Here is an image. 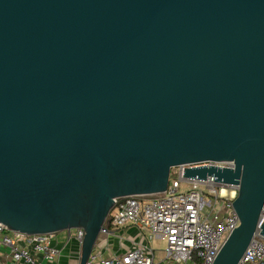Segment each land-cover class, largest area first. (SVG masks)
I'll list each match as a JSON object with an SVG mask.
<instances>
[{
	"label": "water",
	"instance_id": "1",
	"mask_svg": "<svg viewBox=\"0 0 264 264\" xmlns=\"http://www.w3.org/2000/svg\"><path fill=\"white\" fill-rule=\"evenodd\" d=\"M203 160L233 163L183 176L238 186L212 263L237 264L264 209V0H0V223L81 227L85 264L115 198Z\"/></svg>",
	"mask_w": 264,
	"mask_h": 264
},
{
	"label": "built area",
	"instance_id": "2",
	"mask_svg": "<svg viewBox=\"0 0 264 264\" xmlns=\"http://www.w3.org/2000/svg\"><path fill=\"white\" fill-rule=\"evenodd\" d=\"M210 165L233 167L231 162L218 160L182 163L171 167L172 177L163 192L115 198L99 236L116 237L118 230L135 226L145 232L147 242H132L124 249L105 255L106 244L95 250L100 242L98 238L85 264H212L225 239L239 224V218L233 207L237 185L215 181L213 175H206L204 179L183 176V168ZM263 220L264 209L237 264L264 263V236L259 233ZM74 229L81 247L83 228ZM55 233L27 234L0 223V246H7L9 264H42L41 260L52 263L60 252L53 242ZM150 239L164 242L160 261L155 259V249L148 243Z\"/></svg>",
	"mask_w": 264,
	"mask_h": 264
},
{
	"label": "crops",
	"instance_id": "3",
	"mask_svg": "<svg viewBox=\"0 0 264 264\" xmlns=\"http://www.w3.org/2000/svg\"><path fill=\"white\" fill-rule=\"evenodd\" d=\"M75 229H64L57 231L54 236V243L59 248V256L52 263H47L41 260L42 264H78L80 257V244L75 238ZM99 244L95 247V250L102 249L105 244L107 245V251L105 255H109L119 249L128 247L132 242L146 243L145 232L137 229L135 226H127L122 230L117 231L116 237H107L105 235L99 236ZM150 245V241L148 242ZM21 245V244H20ZM40 260V257L37 256ZM10 256L8 254L7 246H0V264H9ZM17 264H23L19 262Z\"/></svg>",
	"mask_w": 264,
	"mask_h": 264
},
{
	"label": "rangeland",
	"instance_id": "4",
	"mask_svg": "<svg viewBox=\"0 0 264 264\" xmlns=\"http://www.w3.org/2000/svg\"><path fill=\"white\" fill-rule=\"evenodd\" d=\"M172 177V173L169 174V178ZM97 245H95L96 247ZM150 246L151 248L155 249L154 256L155 259L160 261L163 259V252L162 249L164 248V242L158 239H150ZM163 264V263H162Z\"/></svg>",
	"mask_w": 264,
	"mask_h": 264
}]
</instances>
